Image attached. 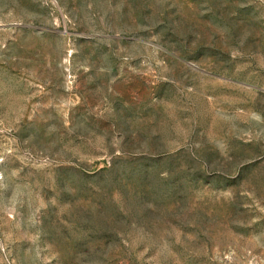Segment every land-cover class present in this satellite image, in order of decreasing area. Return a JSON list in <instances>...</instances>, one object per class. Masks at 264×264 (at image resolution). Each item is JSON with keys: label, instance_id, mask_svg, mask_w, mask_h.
<instances>
[{"label": "rangeland", "instance_id": "obj_1", "mask_svg": "<svg viewBox=\"0 0 264 264\" xmlns=\"http://www.w3.org/2000/svg\"><path fill=\"white\" fill-rule=\"evenodd\" d=\"M0 264H264V0H0Z\"/></svg>", "mask_w": 264, "mask_h": 264}]
</instances>
